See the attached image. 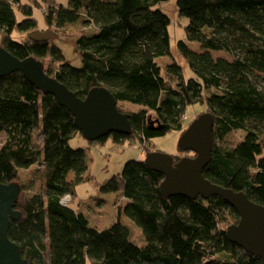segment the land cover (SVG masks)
<instances>
[{"label":"trees","instance_id":"trees-1","mask_svg":"<svg viewBox=\"0 0 264 264\" xmlns=\"http://www.w3.org/2000/svg\"><path fill=\"white\" fill-rule=\"evenodd\" d=\"M161 1L68 0L65 7L44 0L46 25L75 27L80 59L75 66L55 42L27 36L38 29L32 13L33 6H41L38 1L0 0V46L19 59L42 61L47 74L77 97L103 86L116 103L141 106L127 112L117 105L129 113L131 133L112 132L96 141L138 138L152 144L154 136L186 128L187 106L204 104L213 125L203 176L264 205V0H176L178 15L187 19L186 38L177 47L191 70L188 78L175 61L165 67L158 62L170 54V20L156 6ZM188 41L198 42L199 49ZM233 130L243 131V137L227 146ZM2 132L0 182H15L20 189L14 207L20 217L10 222L7 235L29 264H260L226 235L239 219L233 207L218 196H163V175L144 158L126 161L100 185L102 192L120 195L118 215L141 229L142 245L119 219L99 229L83 212L60 203L89 179L84 149L69 145L80 131L53 95L37 90L18 71L0 77ZM33 166L32 171L42 169V192L20 181L21 170Z\"/></svg>","mask_w":264,"mask_h":264},{"label":"water","instance_id":"water-1","mask_svg":"<svg viewBox=\"0 0 264 264\" xmlns=\"http://www.w3.org/2000/svg\"><path fill=\"white\" fill-rule=\"evenodd\" d=\"M50 30L36 29L27 34L32 40H48ZM18 71L37 90L51 94L59 105L73 116V123L87 141H96L109 133H131L129 113L117 107L113 94L103 86L91 88L84 98L77 97L56 78L47 74L42 61L29 56L19 59L0 46V77ZM156 121H151L153 124ZM158 123V122H157ZM213 117L209 112L198 114L180 133L178 148L192 155L175 157L160 151L145 154L144 162L163 175L159 185L163 196H218L233 207L239 219L226 228L228 239L264 264V205L248 199L242 191L212 183L202 174L210 160ZM156 128H160L159 123ZM20 189L17 183L0 182V264H29L21 257L19 246L7 235L10 222L20 213L14 208Z\"/></svg>","mask_w":264,"mask_h":264},{"label":"rangeland","instance_id":"rangeland-1","mask_svg":"<svg viewBox=\"0 0 264 264\" xmlns=\"http://www.w3.org/2000/svg\"><path fill=\"white\" fill-rule=\"evenodd\" d=\"M41 6H33L32 13L33 17L37 20L39 30H50L51 34L48 40L55 42L59 45L66 58L75 66H79L80 59L76 52L74 45V34L75 27L67 25L61 29H55L54 26L46 25L43 16V10L47 11L44 0H36ZM56 5L68 6V0H54ZM157 8L162 10L170 20L168 26L169 33V51L170 54L162 56L159 59V64L165 67V64L176 62L182 67V73L185 78L192 75L184 56L180 53L177 43L179 40L185 39V25L187 19L183 16H179L176 9V0H165L159 2ZM16 37V33H13ZM17 38V37H16ZM192 49H199V44L196 41L186 42ZM175 83V81H173ZM117 105L127 112H136L141 106L126 101H119ZM206 112V107L203 105L190 104L187 106L184 114L186 119L182 120L183 128L200 113ZM182 130L173 129L168 131L164 135L154 136L150 139L151 143L147 141L140 142L138 138L131 140H125L123 142H113L111 138H106L103 141H87L81 133L77 132L69 140V145L72 148H83L86 159L89 175L88 180H84L76 184L75 195L73 198H69L64 203L60 199V203L69 204L73 208H77L88 219L92 226H96L99 229L107 227L110 223L119 219L122 223L126 224L131 233V239L138 245L143 244V235L141 229L130 221L123 213L118 215L116 202L120 196L117 192H102L100 185L110 178L112 175L119 173L125 162L130 159L144 158L147 151L151 149L158 150L160 152L167 153L169 155L181 157L186 155L178 148V138ZM34 143L39 146L41 144V137L38 131L35 130ZM243 131L233 130L225 139L224 144L227 146H233L243 137ZM6 134L0 133V147L5 140ZM142 143V144H141ZM143 152V154H142ZM193 153L191 152V155ZM39 168H42L41 165ZM33 167L28 169H22L20 172V181L26 182L27 187L30 190L43 191V172L42 169L38 171L33 170ZM36 168V167H35ZM33 172L38 173L36 176ZM27 180V181H26ZM121 203L125 204L124 201ZM87 264H90L89 261Z\"/></svg>","mask_w":264,"mask_h":264},{"label":"built area","instance_id":"built-area-1","mask_svg":"<svg viewBox=\"0 0 264 264\" xmlns=\"http://www.w3.org/2000/svg\"><path fill=\"white\" fill-rule=\"evenodd\" d=\"M183 119H186V116L184 115L183 116ZM142 154H143V152H142ZM70 198V196L69 195H64L61 199V201L64 203L66 200H68Z\"/></svg>","mask_w":264,"mask_h":264},{"label":"flooded vegetation","instance_id":"flooded-vegetation-1","mask_svg":"<svg viewBox=\"0 0 264 264\" xmlns=\"http://www.w3.org/2000/svg\"><path fill=\"white\" fill-rule=\"evenodd\" d=\"M155 125V126H154ZM151 126H154V128L156 127V126H158V123H157V121H156V123L155 124H151ZM176 160V158H175V156H174V159H173V161H175Z\"/></svg>","mask_w":264,"mask_h":264}]
</instances>
